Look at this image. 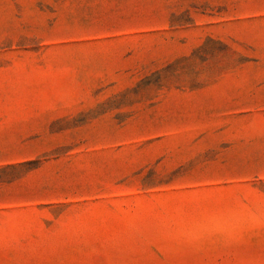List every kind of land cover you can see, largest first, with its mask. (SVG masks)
<instances>
[{
    "label": "rangeland",
    "instance_id": "obj_1",
    "mask_svg": "<svg viewBox=\"0 0 264 264\" xmlns=\"http://www.w3.org/2000/svg\"><path fill=\"white\" fill-rule=\"evenodd\" d=\"M0 264H264V0H0Z\"/></svg>",
    "mask_w": 264,
    "mask_h": 264
}]
</instances>
